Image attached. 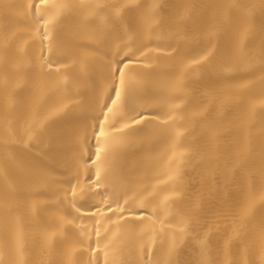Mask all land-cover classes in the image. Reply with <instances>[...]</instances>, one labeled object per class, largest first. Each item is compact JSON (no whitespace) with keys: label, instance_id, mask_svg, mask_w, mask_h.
Instances as JSON below:
<instances>
[{"label":"bare ground","instance_id":"obj_1","mask_svg":"<svg viewBox=\"0 0 264 264\" xmlns=\"http://www.w3.org/2000/svg\"><path fill=\"white\" fill-rule=\"evenodd\" d=\"M205 262L264 264V0H0V264Z\"/></svg>","mask_w":264,"mask_h":264},{"label":"snow or ice","instance_id":"obj_2","mask_svg":"<svg viewBox=\"0 0 264 264\" xmlns=\"http://www.w3.org/2000/svg\"><path fill=\"white\" fill-rule=\"evenodd\" d=\"M41 4L47 5L49 0H39ZM43 23L48 24L52 23L53 21L51 19H45L42 18ZM121 27V24L118 22L117 23V28L119 29ZM45 36H47V30L45 29ZM122 51V50H121ZM118 66L115 68L114 74H113V80L112 83L114 85L113 87V96L114 99L110 98L109 103L104 105V109H102L101 112V117L97 123V127L95 130V134H98L99 136H104V129H103V123L104 121L107 120V116L104 115V111L106 110L107 112H112L113 111V106H116L117 101L121 100V94L122 92L124 93L126 101L131 98L133 92L135 89H137L140 86L139 81H134L133 79L129 78L126 82L123 68L127 67V64L124 61L117 60L115 62ZM110 71H111V65L109 66ZM143 117V114H141V117ZM139 118H134L133 123H138ZM99 147H97V153H96V159L99 160ZM96 180H100L99 172L96 174ZM98 186V185H96ZM75 193H73L74 195ZM78 211V210H77ZM206 264V262H205Z\"/></svg>","mask_w":264,"mask_h":264}]
</instances>
